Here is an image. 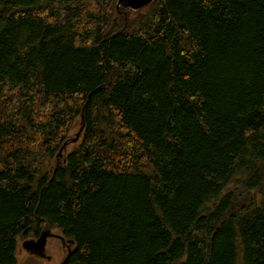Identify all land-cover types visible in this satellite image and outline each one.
Wrapping results in <instances>:
<instances>
[{
  "label": "trees",
  "instance_id": "trees-1",
  "mask_svg": "<svg viewBox=\"0 0 264 264\" xmlns=\"http://www.w3.org/2000/svg\"><path fill=\"white\" fill-rule=\"evenodd\" d=\"M116 5L0 0V264H264V0Z\"/></svg>",
  "mask_w": 264,
  "mask_h": 264
},
{
  "label": "rangeland",
  "instance_id": "rangeland-1",
  "mask_svg": "<svg viewBox=\"0 0 264 264\" xmlns=\"http://www.w3.org/2000/svg\"><path fill=\"white\" fill-rule=\"evenodd\" d=\"M79 123H77L76 126L72 128V130L69 132L68 137L76 136L77 130L79 128ZM73 148L72 144L66 147V150H71ZM63 152V150H62ZM62 152H60V155H62ZM59 155V156H60ZM237 189L236 186H232L228 189L235 190ZM236 193V201H243L245 198V194L241 190H235ZM234 193V194H235ZM49 230L51 233V237L47 238L46 240V246H45V255L48 256L49 259H42L36 256L31 255L29 251L23 248V243L30 241L33 239L32 237H29L28 239L23 240L22 238L18 239V264H62V261L66 257L68 250H67V240L64 239V243H62V240L60 237L62 235L60 232L56 229H43L42 232ZM63 238V237H62ZM72 248V247H71Z\"/></svg>",
  "mask_w": 264,
  "mask_h": 264
},
{
  "label": "water",
  "instance_id": "water-1",
  "mask_svg": "<svg viewBox=\"0 0 264 264\" xmlns=\"http://www.w3.org/2000/svg\"><path fill=\"white\" fill-rule=\"evenodd\" d=\"M154 0H117V8L125 7L131 11H137L139 9H142L144 7H147L150 5ZM80 132L77 133L75 140L73 143H75L80 135ZM63 148H65V145H63ZM62 152V149L60 150ZM59 152V155H60ZM51 237V233L49 230H46L40 234V236L37 239L30 240L23 243V248L29 251V253L40 257L44 259H49L48 256L45 255V246H46V240L47 238ZM62 240V243H64V238L60 237ZM69 244H73L72 241H68Z\"/></svg>",
  "mask_w": 264,
  "mask_h": 264
},
{
  "label": "bare ground",
  "instance_id": "bare-ground-1",
  "mask_svg": "<svg viewBox=\"0 0 264 264\" xmlns=\"http://www.w3.org/2000/svg\"><path fill=\"white\" fill-rule=\"evenodd\" d=\"M66 244L68 245L67 246V250H68V253H69V251H70V248H69V245H71V244H69L68 242H66ZM31 255H33V254H31ZM33 256H35V255H33ZM37 257V256H36ZM40 258V257H39ZM42 259H44V258H42Z\"/></svg>",
  "mask_w": 264,
  "mask_h": 264
}]
</instances>
